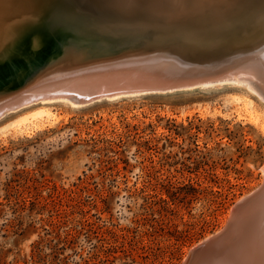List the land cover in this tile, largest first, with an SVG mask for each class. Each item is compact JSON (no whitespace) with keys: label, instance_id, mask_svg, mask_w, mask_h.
<instances>
[{"label":"rangeland","instance_id":"374dc122","mask_svg":"<svg viewBox=\"0 0 264 264\" xmlns=\"http://www.w3.org/2000/svg\"><path fill=\"white\" fill-rule=\"evenodd\" d=\"M0 4L1 46L9 35L1 20L38 3ZM238 7L237 28L222 40L234 45L224 44L222 56L264 48V0ZM261 74L78 106L34 103L2 116L0 264H181L263 182ZM38 106L57 119L14 125ZM167 190L179 196L172 201ZM161 207L164 216L152 211Z\"/></svg>","mask_w":264,"mask_h":264},{"label":"water","instance_id":"95a60500","mask_svg":"<svg viewBox=\"0 0 264 264\" xmlns=\"http://www.w3.org/2000/svg\"><path fill=\"white\" fill-rule=\"evenodd\" d=\"M37 3L40 16L0 53V92L27 86L12 107L62 99L85 105L231 81L223 67L210 71L199 65L202 58L216 54L218 37L188 44V27L178 32L161 22L165 16L100 8L88 0ZM263 216L264 179L233 204L221 231L192 246L181 264H230L223 258L234 245L226 237L242 222L238 229L244 238L255 235Z\"/></svg>","mask_w":264,"mask_h":264},{"label":"bare ground","instance_id":"6f19581e","mask_svg":"<svg viewBox=\"0 0 264 264\" xmlns=\"http://www.w3.org/2000/svg\"><path fill=\"white\" fill-rule=\"evenodd\" d=\"M34 1L37 2V0ZM88 1L90 2V5L100 8L101 7L102 8L105 7L108 9L115 8L130 12L139 11L142 13L150 12L153 13L154 16L156 17L165 16V19L166 18L167 19L161 22L164 25L169 24L168 26H171L174 30L178 32H180L179 31L180 29L188 27L187 30L189 32L187 31L188 35L186 40L184 38V34L186 33H184V31L181 33L183 34L182 39L185 40L184 42H188V44L193 43L195 41L203 40L205 37H207L209 40L211 38L213 39V37L216 38L218 37L217 39L219 40V42L216 48V54L214 56L202 58L200 60L199 65L201 66L203 65L202 67H206V70H210V71L219 68V66L223 67L225 71L228 70L227 74L231 76V81L229 83L234 81L239 82V79H245L246 77L247 79L248 77H254L256 76V74L258 73L261 74L262 73L261 71H263V69L261 70V67L259 66L261 65L260 64L261 62L262 63L264 62V48L262 47H258L255 50L254 49L251 50L248 48L247 49L242 48L240 50L239 48L236 50L234 54H227L226 56H222L219 52H217L224 47L223 46L224 44H231L232 46L234 45L233 43H230L227 40L224 41L222 40L224 38L232 37L235 29L237 28L235 25V18L237 16V13L241 12L239 10L242 9L239 8L238 6L244 0H88ZM237 2L239 3L235 5L233 10L227 12L226 9H224L226 5L232 6ZM39 16H40V4H38V6L19 8V10L18 9L13 10L12 14L8 18L4 17L1 21L7 23V28H9V35L7 36L3 45L0 46V53L6 52L13 45L14 41L21 34L23 29L29 25L28 23H30L31 20H34L36 17ZM3 22L1 24H3ZM32 42L35 43L36 41H32ZM257 64L258 67H256ZM262 67L264 68V66ZM0 72H1V68H0ZM256 80L257 79H255L254 82ZM260 80L258 81L259 83ZM36 82L37 81L34 80L33 84ZM238 82L236 84L244 83L245 80L244 82L243 81L239 83ZM251 82L253 81H250L249 84ZM251 86L255 87V84H252ZM26 87L27 86H23L21 88L12 91L7 90L0 92V118L7 113L15 112L21 108L24 107L26 108L29 105H31L29 103H22L17 105L16 107L10 106V103H12V101L18 98L24 92L23 89ZM54 101H65L70 105L78 106L63 99L41 101L40 103H49ZM21 114L23 115L19 116L16 119L14 118L15 119L14 125L17 127H24L28 125L30 126L40 125L45 121H51V120L53 121V119H55V117L57 119L58 116V115L55 116V113L45 106H38L35 108L33 107V109ZM263 169L264 167L262 168V170ZM262 218H264V216ZM243 224L244 223L242 222L240 226H242ZM240 226L235 228L234 231L237 230L235 234H229L226 237L227 239L229 238V245L233 244L234 246H231L232 248H230L227 254H225L223 261L227 260L226 262H230V264H264V224H261L259 226V229L258 231H256L255 235L248 238H244V232L238 229ZM219 231H221V229ZM219 231L213 233L212 235L218 233ZM257 237L258 239H255Z\"/></svg>","mask_w":264,"mask_h":264},{"label":"trees","instance_id":"16d2710c","mask_svg":"<svg viewBox=\"0 0 264 264\" xmlns=\"http://www.w3.org/2000/svg\"><path fill=\"white\" fill-rule=\"evenodd\" d=\"M166 194L168 198L172 199V201L175 200L177 196H179L178 194H176V192L169 191V190L166 191ZM185 196H188V193H186ZM160 201L165 203L166 199L160 198ZM152 211L160 214L161 216H164L162 212L164 211L166 212L168 211V209L166 207H161V208L152 209ZM165 224H166V221L163 218H160L158 221L159 228H162ZM56 259H57L56 261L57 264H67L68 263L67 257H62V258L58 257Z\"/></svg>","mask_w":264,"mask_h":264}]
</instances>
